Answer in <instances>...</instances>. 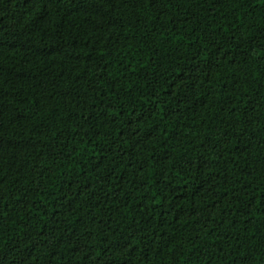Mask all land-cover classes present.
Wrapping results in <instances>:
<instances>
[{
    "label": "trees",
    "instance_id": "1",
    "mask_svg": "<svg viewBox=\"0 0 264 264\" xmlns=\"http://www.w3.org/2000/svg\"><path fill=\"white\" fill-rule=\"evenodd\" d=\"M0 264H264V0H0Z\"/></svg>",
    "mask_w": 264,
    "mask_h": 264
}]
</instances>
